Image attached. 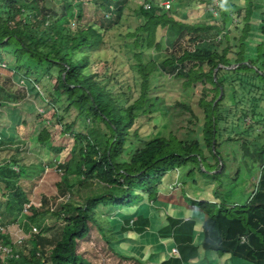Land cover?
I'll list each match as a JSON object with an SVG mask.
<instances>
[{
	"label": "trees",
	"instance_id": "16d2710c",
	"mask_svg": "<svg viewBox=\"0 0 264 264\" xmlns=\"http://www.w3.org/2000/svg\"><path fill=\"white\" fill-rule=\"evenodd\" d=\"M147 1L134 12L138 26L118 35L124 40L133 38L119 46L133 54L122 67L110 63L118 54L110 34L122 24L127 0H94V19L89 24L84 23V0H54L50 5L46 0H0V62L11 55L17 64L27 59L57 75L60 92L91 122L87 134L74 135L67 167L100 184V192L95 194L93 189L83 205L64 204L55 213L66 218L49 256L45 255L49 243L41 248L46 238L36 234L24 263L20 258L5 263L0 256V264H90L79 252L78 242L88 236L89 222L101 230L91 214L99 206L122 211L108 219L113 230L110 236L103 235L121 256V243L155 231L161 244H173L178 250L177 256L155 264L196 263L202 252L204 258L264 264V144L250 140L253 125L244 129L241 123L247 114L258 115L256 102L264 100V38L255 26L257 19L264 20V11L255 14L260 8L255 0H217V5L193 0L187 7L206 5L217 17L213 23L189 22L178 16L177 0ZM163 1L171 2L170 9L161 5ZM169 28L173 45L171 50L166 48L170 56L162 62V70L183 79L184 90L202 84L213 97L205 94L200 99L202 116L193 113L197 121L194 138L184 140L171 133L144 140L143 126L137 125L140 115L158 121L166 113L156 108L158 100L145 107L158 63L144 55L164 48L163 32ZM259 28L261 32L263 26ZM125 68L132 79L127 93L119 79L126 74ZM138 87L137 100L129 104ZM226 98H231V104L225 103ZM139 108L142 114L136 112ZM6 116L0 114L4 137ZM13 120V129L27 124V120L21 124ZM50 138L47 129L38 135L40 143ZM238 161L241 166L237 168ZM187 166L192 167L188 177L194 183L200 174L214 185L207 191L210 199H192L183 187L169 193L160 190L166 173ZM78 180L83 186L85 180ZM139 204L145 208L133 209ZM9 236H0V243H11Z\"/></svg>",
	"mask_w": 264,
	"mask_h": 264
},
{
	"label": "rangeland",
	"instance_id": "374dc122",
	"mask_svg": "<svg viewBox=\"0 0 264 264\" xmlns=\"http://www.w3.org/2000/svg\"><path fill=\"white\" fill-rule=\"evenodd\" d=\"M53 1L46 0V3L50 5ZM84 1L86 2L84 4V23L89 24L94 19L95 2L94 0ZM127 1L128 6L125 9L122 24L110 34L111 44L116 48L115 53L118 52L116 57L113 56L114 58L110 59V63L122 67L128 57L133 58V54L127 52L126 48L121 50L119 46L125 41H132L133 38L124 40L118 35L125 34L129 29L133 30L138 26L139 22L134 12L140 5L148 3L147 0ZM177 1L181 6L180 9L187 12V15H183L180 10L178 16L189 22L213 23L214 17H217L215 11L209 10L212 7L197 5L194 8H189L187 5L193 3V0ZM211 2L217 5L218 1L211 0ZM255 4L260 7L255 12L258 16L264 11V0H255ZM260 21L261 18L257 19L256 32L264 38V20ZM259 26H263L261 32H259ZM163 36L164 48L159 53L152 52L144 55L146 60L153 57L158 63L152 74L151 94L145 107L158 100L156 108L164 110L166 113L165 115L158 113L156 116L162 115L158 121L149 120L147 115L142 114L143 108H139L136 112L142 115H140L137 125L143 126L144 140H151L157 135L168 136L171 133L180 139L189 140L196 135L197 121L193 113L199 116H202L203 113L200 99L205 94H209L208 99H211L213 94L209 93V88L202 84H199L196 89L184 90L182 88L183 79H178L174 77V73L162 70V62L170 56L166 48L172 49L174 35L169 28L163 32ZM110 53L114 55L112 51ZM120 53L121 55H119ZM154 53L158 54L157 57ZM1 64H5V67L0 65V114L7 115L6 123L8 125L7 136L4 137L0 134V223L8 227L11 241L9 244H13L15 249L20 252L19 262L24 263L25 254L28 249L32 248L31 241L36 234H41L46 238L41 243V248L49 243L45 254L46 257L49 256L51 247L61 237L66 218L65 214L58 216L55 213L61 212L64 204L83 205L93 189L95 194L100 192V184L95 179L84 178V174L79 171L75 173L74 168L67 167L66 156L74 144V135L81 132L87 134L91 122L74 105L70 104L67 95L60 92L57 75L47 72L45 67H37L34 62L27 59H24L21 64H17L11 55ZM125 70H127L126 74L120 76L119 79L123 91L127 93L128 84H132V79L129 69L125 68ZM228 93L231 97L232 90L229 89ZM139 94L138 87L132 92L129 104L135 102ZM238 96L240 97V95ZM229 99L231 98H226L225 103L231 104ZM256 112L258 113L256 116L247 114L241 123L244 129L251 125L254 126L255 132L249 138L261 145L264 144V100L260 99L256 102ZM37 113L41 116H38ZM14 117L20 124L22 120H27V124L18 125L13 129ZM222 124L225 126L224 122ZM66 125H71V128L67 130ZM155 125H157V129L152 130ZM43 129L50 131L51 138L40 143L38 135ZM238 165L241 166V161L237 162V168ZM191 168V166H187L166 173L159 186L160 190L169 193L183 187L186 194L192 199H210L211 195L207 191L214 185L211 186V183L200 174H196L197 182L194 183L188 177ZM231 169V173H233L235 167ZM78 178L85 180L83 186L79 185ZM184 181L187 182L184 183ZM8 204L10 211L7 210ZM143 205L139 204L133 209L139 206L145 208ZM26 206L28 211H25ZM121 212L119 208L108 210L99 206L91 213L101 226V230L94 222H89L88 236L78 242L79 252L90 261V264H140L131 255L142 257L141 251L144 250L146 243H149L148 251H152L153 248L159 250L160 247L162 251L165 250V245L160 243L156 232L149 231L148 235L152 237L149 240H142L139 237L136 239V242L139 243L127 241V243L120 244L118 250L123 255L131 256L128 259L115 253L108 246L103 235L110 236L113 230L108 219ZM2 225L0 224V226ZM33 228H36V231ZM18 236L25 237L23 245L14 244ZM40 251L38 257H41ZM0 256H2L1 252Z\"/></svg>",
	"mask_w": 264,
	"mask_h": 264
},
{
	"label": "crops",
	"instance_id": "0c3cea01",
	"mask_svg": "<svg viewBox=\"0 0 264 264\" xmlns=\"http://www.w3.org/2000/svg\"><path fill=\"white\" fill-rule=\"evenodd\" d=\"M115 216H116V214H115ZM114 216V217H115ZM186 219H188V217H186ZM200 228H198V233H200ZM150 238H152V237H150L149 235H148V233L147 234H144V235H142L141 237H140V239H142V240H149ZM153 238H154V236H153ZM156 239V238H155ZM142 240H140V241H142ZM132 242H134V243H139V242H136V240L134 239V241H132ZM149 243H146V246H145V248H144V250L143 251H141V253H142V257H138V256H136V255H131V256H133V257H135L138 261H139V263L140 264H155V262L157 261V260H164V259H167L168 257H169V255L171 256V254H170V252L172 251V249L173 248H176L173 244H172V246H170V244H164V243H162V244H164L165 245V250L163 249V251H162V249H161V247H160V249L159 250H154V248L152 249V251H148V247H147V245H148ZM171 247V248H170ZM147 251H148V253H147ZM135 252H137V251H135ZM135 254V253H134ZM131 256H129V257H131ZM152 256V258L150 259V257ZM123 257H125V258H129L128 256H126V255H123ZM157 258V259H156ZM208 258V259H207ZM191 264H249V263H246V262H240V261H238V260H231L230 261V258L229 257H226V259L225 260H219V259H217L216 257H214V256H207V257H205L204 258V253L202 252L201 253V259L198 261V262H196V263H191Z\"/></svg>",
	"mask_w": 264,
	"mask_h": 264
},
{
	"label": "built area",
	"instance_id": "2783aa9c",
	"mask_svg": "<svg viewBox=\"0 0 264 264\" xmlns=\"http://www.w3.org/2000/svg\"><path fill=\"white\" fill-rule=\"evenodd\" d=\"M161 5L165 6L166 9H170L171 7V2L170 1H165L162 2ZM5 67V64H1ZM25 211H28V207L26 206ZM8 227L5 225L0 226V236L4 235H10L9 230L7 229ZM34 231H36V228H33ZM25 241L24 236H18L17 240L15 241V245H20L23 244ZM242 241H245V237H242ZM0 252L2 253V258L5 263L8 262L9 259H19L20 258V252L16 250L13 246V244H1L0 243ZM171 256H177L178 255V250L177 248H173L172 251L170 252Z\"/></svg>",
	"mask_w": 264,
	"mask_h": 264
},
{
	"label": "water",
	"instance_id": "95a60500",
	"mask_svg": "<svg viewBox=\"0 0 264 264\" xmlns=\"http://www.w3.org/2000/svg\"><path fill=\"white\" fill-rule=\"evenodd\" d=\"M220 67H224V68H233V67H237V65L233 66V67H227V66H223V65H220ZM223 92L221 91L220 95H219V98L222 96Z\"/></svg>",
	"mask_w": 264,
	"mask_h": 264
}]
</instances>
